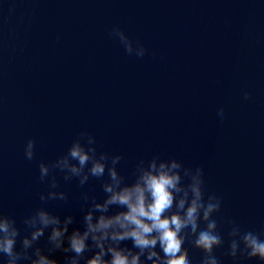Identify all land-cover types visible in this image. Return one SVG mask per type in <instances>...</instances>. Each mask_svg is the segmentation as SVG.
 Segmentation results:
<instances>
[{
  "label": "clouds",
  "instance_id": "clouds-1",
  "mask_svg": "<svg viewBox=\"0 0 264 264\" xmlns=\"http://www.w3.org/2000/svg\"><path fill=\"white\" fill-rule=\"evenodd\" d=\"M111 35L119 38L129 55L133 53V43L122 30L113 28ZM137 48L135 54L143 57L144 46ZM249 99L245 93L244 100ZM217 115L223 119V107L217 109ZM34 149L35 141L27 140V160L33 159ZM122 159L120 154L98 152L95 137L81 131L65 154L50 164L41 162L39 180H48L50 189L47 194L40 193L41 202L67 203L68 195L56 191L60 187L54 175L57 170L65 182L76 178L81 187L90 177L101 180L104 199L82 193L83 227L71 232L73 215L61 219L39 207L23 218L26 234L21 235L15 218L0 211V256L5 258L4 264H59L50 255L57 250L65 253L63 264H192L186 243L203 253L200 264H221L215 249L223 247L225 241L214 216L220 213L222 201L215 195L206 196L202 167H185L175 157L153 155L135 164L129 183L117 169ZM105 175L107 179H103ZM226 223L230 231L225 255L233 264L240 259L264 264V230L242 231L234 221ZM46 230H50L48 254L38 246ZM90 252V256L86 255Z\"/></svg>",
  "mask_w": 264,
  "mask_h": 264
}]
</instances>
